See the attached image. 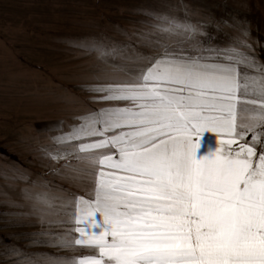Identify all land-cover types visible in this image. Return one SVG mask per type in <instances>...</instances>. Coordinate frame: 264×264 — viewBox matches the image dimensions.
<instances>
[{"label":"snow or ice","instance_id":"1","mask_svg":"<svg viewBox=\"0 0 264 264\" xmlns=\"http://www.w3.org/2000/svg\"><path fill=\"white\" fill-rule=\"evenodd\" d=\"M198 32L159 13L93 46L105 67L86 90L104 106L46 152L81 191L26 192L40 242L64 254L18 264H264V62L245 39L208 47Z\"/></svg>","mask_w":264,"mask_h":264},{"label":"rangeland","instance_id":"2","mask_svg":"<svg viewBox=\"0 0 264 264\" xmlns=\"http://www.w3.org/2000/svg\"><path fill=\"white\" fill-rule=\"evenodd\" d=\"M159 13L186 18L208 47L245 39L264 62V0H0V264L64 254L40 242L49 229L26 192L81 191L63 161L48 158L52 137L104 106L86 90L105 67L93 46L126 44Z\"/></svg>","mask_w":264,"mask_h":264},{"label":"crops","instance_id":"3","mask_svg":"<svg viewBox=\"0 0 264 264\" xmlns=\"http://www.w3.org/2000/svg\"><path fill=\"white\" fill-rule=\"evenodd\" d=\"M203 143L207 144V146H215V137L212 134L205 133Z\"/></svg>","mask_w":264,"mask_h":264}]
</instances>
